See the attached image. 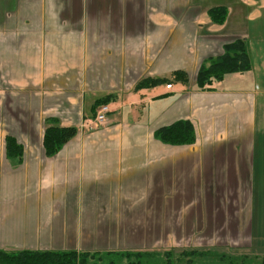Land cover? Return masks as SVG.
Segmentation results:
<instances>
[{"label":"crops","instance_id":"1","mask_svg":"<svg viewBox=\"0 0 264 264\" xmlns=\"http://www.w3.org/2000/svg\"><path fill=\"white\" fill-rule=\"evenodd\" d=\"M239 37L251 68L199 89L203 61ZM176 70L187 83L137 88ZM0 107L2 250H254L264 234V0H0ZM48 117L77 127L51 156ZM180 119L193 144L155 138Z\"/></svg>","mask_w":264,"mask_h":264},{"label":"trees","instance_id":"2","mask_svg":"<svg viewBox=\"0 0 264 264\" xmlns=\"http://www.w3.org/2000/svg\"><path fill=\"white\" fill-rule=\"evenodd\" d=\"M228 9L225 6H215L208 10L210 18L216 23H223ZM251 68L245 38L239 37L225 44L222 54L209 56L201 64L195 85L199 89H209L215 81L223 79L226 73L246 71ZM172 77V78H171ZM172 80L188 82L185 70H176L169 77H146L138 82L137 88L148 87L160 82L172 83ZM108 101L98 99L97 106ZM43 135V146L48 156L56 154L60 148L77 134L74 125L63 126L55 117L46 119ZM154 136L163 143L172 145L193 144L196 132L193 123L187 119L177 120L169 125L156 129ZM7 156L17 158L22 156V145L15 137L5 138ZM154 249V250H16L0 249V264H264V255H248L232 253L214 248L207 249Z\"/></svg>","mask_w":264,"mask_h":264},{"label":"rangeland","instance_id":"3","mask_svg":"<svg viewBox=\"0 0 264 264\" xmlns=\"http://www.w3.org/2000/svg\"><path fill=\"white\" fill-rule=\"evenodd\" d=\"M192 1H198V2H206L208 0H192ZM1 108V107H0ZM19 143V142H18ZM20 144V143H19ZM254 193H255V207H261V208H257V211L260 210V211H263L264 213V184L263 185H257L254 187ZM259 238L261 241H259ZM258 243H260V245L258 246ZM262 243H264V234L263 233H260L259 231V234H258V230L256 229V233H255V236H254V245H255V248L254 250H248V249H239V248H234L232 245L231 246H227L226 247H222V248H215V249H221L223 251H228V252H232V253H241V254H248V255H258V256H262L264 255V250L260 251L261 249H259L260 247H262ZM264 246V244H263ZM154 249H160V248H152V249H146V250H154ZM163 250L164 249H167V248H162ZM168 249H178L176 251H179V250H182V249H192V248H176V247H172V248H168ZM197 249H207V248H197ZM124 250H130V249H124ZM134 250H138V249H134ZM116 251H122V250H116Z\"/></svg>","mask_w":264,"mask_h":264},{"label":"built area","instance_id":"4","mask_svg":"<svg viewBox=\"0 0 264 264\" xmlns=\"http://www.w3.org/2000/svg\"><path fill=\"white\" fill-rule=\"evenodd\" d=\"M167 87L171 88L172 84L168 83ZM109 110H110V108L108 105L102 104L99 107L98 113L96 114L94 120L91 123L86 122L85 125H83V126H85L87 129L91 130V129L98 128L101 125H104L108 120L107 114L109 113Z\"/></svg>","mask_w":264,"mask_h":264}]
</instances>
